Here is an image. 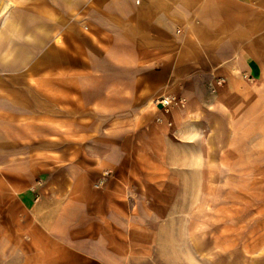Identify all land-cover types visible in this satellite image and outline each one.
<instances>
[{
	"label": "crops",
	"instance_id": "crops-1",
	"mask_svg": "<svg viewBox=\"0 0 264 264\" xmlns=\"http://www.w3.org/2000/svg\"><path fill=\"white\" fill-rule=\"evenodd\" d=\"M74 72L81 87L94 85L88 72L97 77V102L129 104L127 115L114 111V118L135 117L142 104L170 94L184 102L163 114L176 125L211 116L204 104H217L226 119L239 112L240 130H264V0H0V264L18 252L10 251L8 200L29 196L22 91ZM105 163L111 170L50 192L51 222L38 228L47 232L49 254L41 255L38 242L33 263L201 264L185 254L133 251L164 245L135 234L147 236L151 221L159 232L168 225L177 191L170 178L119 171L114 155ZM248 176L242 172L243 181ZM231 223L226 218L227 229ZM248 247L243 232L219 242L210 235L207 262L250 264Z\"/></svg>",
	"mask_w": 264,
	"mask_h": 264
},
{
	"label": "rangeland",
	"instance_id": "rangeland-1",
	"mask_svg": "<svg viewBox=\"0 0 264 264\" xmlns=\"http://www.w3.org/2000/svg\"><path fill=\"white\" fill-rule=\"evenodd\" d=\"M86 78L94 85L81 87L79 72L59 73L53 80L42 79L40 86L26 83L22 91L26 110L24 185L29 196L8 200L10 251L18 250L10 253L8 264H36L32 256L38 242L41 255L49 254L47 232L42 229L39 235L38 228L51 222L53 210L49 212V208L54 200L50 192L60 195L71 180L80 181L94 170H111L105 162L113 155L120 159L119 171L132 169L149 178H170L177 191L170 200L168 225L159 232L156 221H151L150 234H135L138 240H161L164 245L138 246L133 251L155 254L158 249L164 255L185 254L189 261L194 256L208 264L210 235L219 242L228 236L240 238L243 232L249 242V263L264 264V255H255L264 250V130H240L239 112L226 119L224 106L217 104H204L211 116L176 125L163 114L168 116L184 102L170 94L142 104L135 117L114 118V111L127 115L129 104L97 102V93L103 88L97 87L92 72ZM32 112L35 118L27 115ZM246 170L248 182L242 180ZM36 203L41 209L33 208ZM226 218L232 222L229 229Z\"/></svg>",
	"mask_w": 264,
	"mask_h": 264
},
{
	"label": "bare ground",
	"instance_id": "bare-ground-1",
	"mask_svg": "<svg viewBox=\"0 0 264 264\" xmlns=\"http://www.w3.org/2000/svg\"><path fill=\"white\" fill-rule=\"evenodd\" d=\"M12 2L13 1H9V2H7L6 4H5V8H7L8 10L10 9V8H12L11 6H12ZM165 103V102H164Z\"/></svg>",
	"mask_w": 264,
	"mask_h": 264
},
{
	"label": "built area",
	"instance_id": "built-area-1",
	"mask_svg": "<svg viewBox=\"0 0 264 264\" xmlns=\"http://www.w3.org/2000/svg\"><path fill=\"white\" fill-rule=\"evenodd\" d=\"M163 101L165 102V103L163 102V104H166V103H167V101H166V100H163Z\"/></svg>",
	"mask_w": 264,
	"mask_h": 264
}]
</instances>
